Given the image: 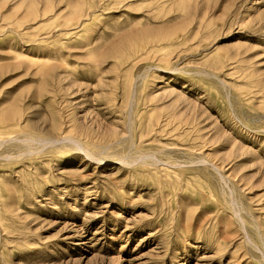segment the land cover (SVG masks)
<instances>
[{
	"label": "rangeland",
	"instance_id": "rangeland-1",
	"mask_svg": "<svg viewBox=\"0 0 264 264\" xmlns=\"http://www.w3.org/2000/svg\"><path fill=\"white\" fill-rule=\"evenodd\" d=\"M0 264H264V0H0Z\"/></svg>",
	"mask_w": 264,
	"mask_h": 264
}]
</instances>
